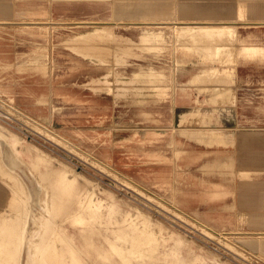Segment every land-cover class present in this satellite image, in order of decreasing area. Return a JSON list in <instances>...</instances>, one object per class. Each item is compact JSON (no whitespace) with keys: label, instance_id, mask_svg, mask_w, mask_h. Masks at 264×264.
<instances>
[{"label":"rangeland","instance_id":"1","mask_svg":"<svg viewBox=\"0 0 264 264\" xmlns=\"http://www.w3.org/2000/svg\"><path fill=\"white\" fill-rule=\"evenodd\" d=\"M97 1L106 2L110 6L107 8L112 11V15L105 18L107 24L94 23L93 21L92 23L90 21L91 23L82 24L61 23L62 26L55 19L47 17L41 19L42 23L47 25L41 28L47 30V36L49 37L52 34L53 36H59L61 41L58 43V46H61L62 49L85 58L94 70L101 72L100 75L88 78L86 85L96 92H107L113 99L111 125L110 123L106 124L104 126L105 130L102 132H105L113 143H118V141L124 139L125 135L134 134L139 131L138 128L142 124H139L134 119L139 117L146 119L153 114L159 115L163 109L164 113L166 107L162 106V104L166 103V101H169L168 103H171V101L175 103L178 91L179 93L186 91L192 97V104L189 106L190 110H186L188 114L184 116L185 122L182 123L183 125H179L176 128L175 124L171 125L172 131L176 135L184 136L208 148L221 147L223 149L221 167L224 180L237 178L238 180L257 182L258 184H255V186L260 185L264 181V53L247 54L242 51V47L245 46L244 44L264 45V20L253 17L248 12L247 3L250 0ZM4 3L0 2V7H5L7 3ZM189 6L202 11L204 18H190L180 12L183 7ZM164 12L171 13V18L163 20L152 18L147 20V18H150L148 16H155L158 13ZM86 18L96 20L98 17ZM11 20H14L13 22L20 21L17 19ZM153 20H160L163 23H149V25L142 23L143 21L155 22ZM167 20L169 22L174 20L183 22H231L236 26L237 37L230 38L226 33H222V37H217L214 40H196L190 37V33L187 31L188 35L187 33L178 35L172 23H166L168 22ZM7 21L1 20L0 22ZM18 27L15 28L17 31L22 29ZM146 29L162 31L164 39L146 41V35L143 33ZM223 44L227 48L220 52L221 55H216V57L214 53L216 52L217 45ZM50 47L52 45H47V52L51 50ZM213 55L215 56L214 58ZM209 57H212V59L209 60ZM243 61H249V63L253 64V68L247 74L239 75L236 68ZM151 68L156 71L161 70L163 75L160 77L136 75L141 73L147 74L146 72ZM214 70L217 74L212 72ZM224 70L229 71L231 76H227L229 74L224 72ZM169 74H172V77ZM106 79H109V81ZM95 82L100 84L97 85ZM215 86H222L225 91L221 95L216 96L217 94H213ZM233 94H235V102L231 105H217L214 102L215 96L217 97L216 99H219L217 100L218 102H220V98L226 99L227 102L230 100L232 102ZM1 95L2 92H0V106L5 107L8 105L5 108L8 112L11 110L9 114L12 116L13 113L12 117L18 120L16 123L6 122L3 119L0 120L6 131L12 130L29 144L39 147L46 152L52 161V168H59L58 164L67 166L69 170L65 176L68 181L72 180L78 189L92 190L96 197L102 199L107 198L106 192L112 191L115 193L116 202L123 209L130 210V208L133 209L132 207L136 208L129 215L123 214L119 216V219L123 222V230L127 237L141 235L147 238L150 235H159L161 228L163 230L164 227L168 226L175 231L181 232L189 241L195 244L194 246H201L204 250L215 253L224 261H229L232 264H247V261L249 262L250 260V264H264V244H262L264 242V213H249L246 208L239 207L241 214L240 212L238 213L240 216H237L234 225L213 226L201 220L196 213H189L178 206L176 193L179 189L178 185L180 182H183L179 181L178 178L182 175L186 178L188 174V169H185L184 166L180 170L181 168L178 164H175L174 181H170L166 188L145 186L132 178L136 183L146 188L145 192L139 189L137 191L135 186L138 187V185L134 181L127 183L130 181L126 182L122 177L106 169L104 170V168L100 169L93 163L92 156L103 160L101 153L103 142L101 140L92 141V143H95V147L88 145L86 139H84L83 143L74 140L76 145L85 153H78L79 151L76 149L75 151L77 152H75L73 151L74 147L65 144L64 141L57 140L58 138L56 139V136H54V131L62 133L58 129L61 128L60 125L56 122H41L29 115L25 114V116L19 112L17 113L20 109ZM210 98L214 99V101ZM218 106H221V108L219 109ZM232 108L235 109L233 113L230 111ZM14 111L16 114H14ZM55 111L58 110L54 108ZM203 113H207L211 120L209 117H205ZM28 117L51 129V132L47 131L48 134H43V132L47 133L46 129L38 125L37 127H40V129L36 128V124L35 127L34 124L32 126L34 122H30ZM211 128L220 132H228L227 138L223 142L214 141ZM191 129L193 130L189 131ZM195 129L197 130L195 131ZM102 132L96 131L94 134L99 137L104 134ZM247 138L253 142L254 147L251 151L254 157H249L248 161H244L245 159L241 155H238V150L243 151V149H246L245 143L247 142ZM62 143L64 144L62 145ZM65 145H67V148H65ZM21 147L18 144L13 148L20 149ZM32 155H34V152L31 153L30 158L20 157L17 171L14 169L10 170L3 162L0 154V214L3 218L1 222L8 228L5 230V234L0 233V242L3 245V252L7 255L11 254V247L7 246L12 240V231H9V228L15 224L16 218V222L19 223H23L26 220L27 208L29 207V181L39 182L43 186L42 195H45L43 205H47L48 208H45V212L38 213L35 221L31 223L28 230V245L34 256L42 249L50 250L58 247V230L61 218L60 216H49L52 212L50 207H52L51 203L53 202L50 192L51 186L48 184L50 175H43L44 166L35 163ZM182 155L175 151L176 162L181 159ZM208 155L210 154L208 153ZM117 160L119 161L120 157H117ZM109 164L116 171L128 176L127 173L120 170L117 166L112 165L110 162ZM217 167L220 168V166ZM210 168L213 169V166ZM84 176L88 177L92 182L86 181ZM131 184L132 186H130ZM12 202L20 204L22 209L19 210L15 206H12ZM176 207L197 218L186 219L183 215L180 217L179 211H175ZM140 211L144 213L143 217L137 215ZM253 213L254 215H252ZM196 219L220 234L229 231L234 232L229 239L231 238V243L235 244L236 247L238 246V249L241 248L243 250L244 255L239 254V257V255L234 254L228 246L221 243L217 238L208 237L205 234L202 235L199 226H197L198 221ZM192 223H195V225ZM144 237L143 240L146 239ZM248 255H252L253 258L248 257ZM192 264L198 263L193 262Z\"/></svg>","mask_w":264,"mask_h":264},{"label":"crops","instance_id":"2","mask_svg":"<svg viewBox=\"0 0 264 264\" xmlns=\"http://www.w3.org/2000/svg\"><path fill=\"white\" fill-rule=\"evenodd\" d=\"M0 2L7 3L6 10L0 9V21H11V24L0 22L2 97L11 101L27 116L41 122H56L61 126L58 128L60 132L76 139L77 142L79 140L83 143L86 139L88 145L94 146L95 143L92 141L101 140L103 160L117 166L142 185L166 188L174 179V164H178L180 170L184 166L188 169V174L186 178L183 175L178 178L179 181H183L178 185L176 193L178 206L189 213H196L201 220L213 226L234 225L240 212L239 207L246 208L249 213H264V181L255 186L258 183L250 180L237 178L224 180L221 147L208 148L172 131L171 125L175 124V128L181 125V118L188 114L186 110L192 104V97L186 91L184 93L178 91L175 103L172 101L163 103L162 106L166 107L164 113L162 110L159 115L134 119L142 124L138 128L139 131L125 135L118 143H113L106 133L102 132L105 130L104 126L111 121L113 99L107 92H96L86 85L88 78L100 75L101 72L94 70L85 58L58 46L61 38L53 34L47 36V30L41 28L45 25L36 20L41 21L47 17H52L57 22L65 17L108 18L112 11L107 8L110 6L106 2L97 0H0ZM247 7L253 17L264 20V0H250ZM11 19L20 22L15 21L12 24L14 20ZM26 20H29L28 23ZM18 25L22 28L19 31L15 29ZM47 44L52 45L49 52L46 50ZM242 51L253 55L264 53V45L263 47L245 45ZM251 68L253 64L243 61L237 65L236 70L239 75H244ZM234 96L235 94L232 97L235 98ZM54 108L60 112H54ZM234 110L232 108L230 111L233 113ZM96 131L104 134L97 137L94 134ZM246 141V149L238 150V155H241L244 161L254 157L251 151L254 147L253 142L248 138ZM176 150L183 154L177 162L174 153ZM117 157H120L119 161ZM214 165L220 168L216 169Z\"/></svg>","mask_w":264,"mask_h":264},{"label":"bare ground","instance_id":"3","mask_svg":"<svg viewBox=\"0 0 264 264\" xmlns=\"http://www.w3.org/2000/svg\"><path fill=\"white\" fill-rule=\"evenodd\" d=\"M0 9L6 10L7 8L6 7H0ZM180 12H182V14L185 16H189L190 18H198V19L204 18L203 12L198 10V8L196 9L192 6L183 7L180 10ZM148 17H150V18H147V20L152 19V18L153 19H161V20L170 19L171 13H169V12L158 13L155 16H148ZM51 19H52V17H51ZM53 20H54V18H53ZM59 21L60 22H57L58 24H61V23H69V24L81 23L82 24V23H91L92 21L94 23L107 24V22L105 21V18H96V20H94V19L92 20V19H87L86 17L85 18L65 17V18L60 19ZM153 21H155V22L143 21L142 23H145L148 25H149V23H152V24L163 23L160 20H157V21L153 20ZM10 22L7 21L5 23L8 24ZM40 22H43V21H40ZM40 22H38V23H40ZM14 23L15 22H12V24H14ZM27 23H28V21H27ZM35 23H37V22H35ZM166 23H168V24L172 23V26L176 28L178 35L179 34L182 35L183 33L189 32L190 37H192L193 39H196V40H200V39H213L214 40V39H217V37L219 38L222 35V33H226L230 38L237 37V34H236L237 31L235 29L236 26L231 22H183V21L174 20L172 22L168 21ZM251 23H253V22H251ZM51 25H52V23H51ZM170 25H168V26H170ZM20 26H24V25H20ZM25 26H27V25H25ZM38 26H39V24H38ZM53 26H55V25H53ZM56 26H57V24H56ZM67 26H69V25H67ZM101 26H104V25H101ZM143 33H145V35H146V37H145L146 41L164 39L162 31H155V30L146 29L143 31ZM174 35H175V33H174ZM187 35H188V33H187ZM181 43H183V42H181ZM244 45H249V44H244ZM252 45H254V44H252ZM254 46H257V45H254ZM260 46L263 47V45H260ZM226 48H225L224 44L219 45V46L217 45L216 52L214 53V55L215 56L221 55L220 52L225 50ZM228 48H229V46H228ZM169 52H171V51H169ZM214 55H213V58L215 57ZM209 58H210L209 60L212 59V57H209ZM161 60H163V59H161ZM228 60H229V57H228ZM178 61H180V60H178ZM199 61H201V60H199ZM207 65H208V63H207ZM192 70H193V67H192ZM173 71H174V69H173ZM165 72H167V71H165ZM212 72L214 74L215 73L217 74V72H215V70ZM212 72L210 71V73H212ZM224 72H227L229 74L227 76H231L229 71L224 70ZM146 73L147 74L141 73V74H136V75H150V76H154V77L155 76L160 77L163 75V72H161V70L156 71L153 68H151ZM171 73H172V71H171ZM172 74H174V73H172ZM106 80L109 81V79H106ZM95 83H93V84H95ZM99 84H97V85H99ZM102 84H104V83H102ZM213 89H215L213 94L214 93H215V95L217 94L216 96L221 95L222 92L225 91L222 86H215V88H213ZM216 96L214 97L215 101H214V99L213 100L211 98L210 99L212 101H214L217 105H231L235 102V100H234L235 98H233V97H232V102H231V100L229 102H227L226 99L223 100L221 98H220V102H218L217 100H219V99H216L217 98ZM219 97H221V96H219ZM171 100H172V98H171ZM158 108H160V107L158 106ZM167 109H168V107H167ZM12 110H13V108H12ZM6 111H7V109H6ZM173 111H175V110H173ZM18 112L25 115L20 110H18L17 113ZM48 113L51 114V112H49V110H48ZM14 114H16V112ZM197 115H198V113H197ZM203 115H205V117L206 116L209 117V119H210V116L207 113H203ZM12 116H13V113H12ZM184 116H185V114L181 118V121H180L181 125H183L182 123L185 122ZM29 119H30V122L31 121L34 122V123H32V126L34 124V127H35V124H36V128L40 129V127H42L44 129H46V132L47 131L51 132V129L47 128L46 126L42 125L41 123H37L36 121H33L31 118H29ZM195 122H197V121H195ZM188 123H189V121H188ZM37 125L40 127H37ZM214 128L210 129L212 131L211 134H212V137L214 138V141L223 142L224 139L227 138L228 132H225V131L220 132ZM244 128H246V127H244ZM125 129H127V128H125ZM192 130L193 129H191L189 131H192ZM196 130L197 129H195V131ZM251 132H254V131H251ZM43 134H48V132L47 133L43 132ZM53 134H54V136H56V139L58 138L57 140L64 141L65 144H69L72 147H74L73 151H75V149H76L77 151H79L78 153H85L76 145V142L74 141V139H72L69 135L62 134V133L60 134V133H57L56 131H54ZM50 135L53 136L52 133H50ZM187 135H189V134H187ZM190 136H191V134H190ZM57 140H55V141H57ZM162 141H165V140H162ZM205 142H207V141H205ZM18 144H20L22 146L20 149L13 148L14 146H16ZM63 144L64 143H62V145ZM66 146L67 145H65V148H67ZM0 147H1L0 148L1 149L0 154H1V157L3 159V162L5 163V165L10 170H12V169L17 170V165L20 162L19 159L21 156H23L25 158H27V157L30 158L31 153L34 152V155H32L33 161L35 163H39L40 165L44 166L43 167V175L44 176L50 175L49 179H48V184L51 186L50 192H51V197L53 199V202L51 203L52 207H50V209H52V212L49 214V216L50 217L60 216V218H61L59 221L61 223L60 224L61 226L59 225V230H58V234H59V239L57 240L58 247L57 248L54 247L50 250L42 249L36 256H34L30 246L28 245V242H29L28 230H29L31 223L34 222L36 219V216H38V213L41 214L42 212H45L46 211L45 208H48V206L43 205L45 202V195L44 196L42 195L43 186L39 182L29 181L28 182L29 183V207L27 208L26 220L23 223H19V222H16L17 221V218H16L15 224L9 228V231H12V237H11L12 240L10 241L9 244H7L8 247H11V250H10L11 254L10 255H7L5 252H3V245L0 242V264H192L193 262L198 263V264H232L229 261L222 260L215 253L204 250L201 246H198V245L194 246L195 244L192 243L191 241H189L186 238V236H184L181 232L175 231L168 226L164 227L163 230L161 228V230H160L161 233H159V235L154 234V235L148 236L147 238L144 236H141V235H132V236L127 237L125 231L123 230L124 229L123 222L119 219V216L120 215L122 216L123 214L129 215L132 212V210H134L136 208L132 207L133 209L130 208V210L129 209L128 210L123 209L120 206V204H118L116 202L115 193L112 191L106 192L107 198L102 199V198L96 197L94 192H92V190L78 189L76 184L72 180L68 181V179L65 176L66 172L69 170V168L67 166H61V164H58L59 168H57V167L52 168L51 167L53 165L52 161L50 160V158L48 157V154L46 152H44L39 147H36V146H33L32 144H29L27 141L23 140L20 136H18L17 133H14L12 130L6 131L5 127L3 126V123H1V122H0ZM168 147H170V146H168ZM77 151H75V152H77ZM176 152L180 153V151H177V150H176ZM165 153H167V152H165ZM169 153H171V152H169ZM55 159H57V158H55ZM91 159L93 160V163L98 168H100V169L104 168V170L106 169V170L122 177V179L125 180L126 182L130 181L127 183H132L134 181L131 177L127 176L126 174L121 173V172L113 169L110 166V164L106 163L105 161H103L97 157H94V156H92ZM214 167H215V165H214ZM223 168H225V167H223ZM239 169H240V167H239ZM84 178L86 179V181L92 182L88 177L84 176ZM83 181H85V180H83ZM134 183H136V182L134 181ZM136 184L138 185V187L135 186L134 184L133 185L137 188V191L146 190L145 186L139 185L138 183H136ZM130 186H132V184ZM166 192H165V194H166ZM148 195L151 196L150 194H148ZM11 205L15 206L19 210L22 209V207L18 203L14 204L12 202ZM175 209H176L175 211L178 210L179 213L181 214V215L179 214L180 217L183 215L186 219L197 218V217L194 218L193 216L187 214L186 212L182 211L178 207H176ZM96 212H98L99 215L96 214ZM240 214H241V212H240ZM137 215L143 217L144 213H141V211H140V213H137ZM238 216H240V215H238ZM2 219L3 218L1 217V214H0V233L5 234L6 233L5 230H7L8 228H6L4 226V223L1 222ZM197 221H198L197 226H199V230L202 233V235L205 234L208 237L217 238L219 241H221V243L228 246L231 249V251L234 252V254L236 253V255H239V254L244 255L243 250L241 248H240L241 250L238 249V246L236 247L235 244L231 243V241H230L231 238L229 239V237L231 235H233L234 232L229 231V232L220 234L217 231L213 230L211 227L200 222L199 220H197ZM192 224L195 225V223H192ZM165 233L168 235L166 236ZM139 236H141V237H139ZM143 237L146 239L143 240ZM262 244H264V242ZM21 245H22V247H21ZM20 248H21V250H20ZM239 257H240V255H239Z\"/></svg>","mask_w":264,"mask_h":264},{"label":"built area","instance_id":"4","mask_svg":"<svg viewBox=\"0 0 264 264\" xmlns=\"http://www.w3.org/2000/svg\"><path fill=\"white\" fill-rule=\"evenodd\" d=\"M5 107H8V105L7 106H5ZM5 107H1L0 108V120H5L6 122H14V123H16V122H18V120L17 119H15L14 117H12L10 114H9V112H7L6 111V109H5ZM4 109V110H3ZM248 257H252L253 258V256H251V255H248ZM246 260V259H245ZM247 260H249L248 258H247ZM251 263V261L249 260V262H247V264H250ZM253 264V263H252Z\"/></svg>","mask_w":264,"mask_h":264}]
</instances>
